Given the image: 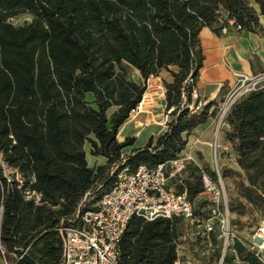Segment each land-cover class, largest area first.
Wrapping results in <instances>:
<instances>
[{"label": "trees", "instance_id": "1", "mask_svg": "<svg viewBox=\"0 0 264 264\" xmlns=\"http://www.w3.org/2000/svg\"><path fill=\"white\" fill-rule=\"evenodd\" d=\"M251 2L264 15V0H0V245L5 255L21 256L12 264H60L57 227L86 193L108 191L124 167H156L184 150L218 105L194 96L204 59L199 32L220 33L228 26L218 23L220 16L233 20L228 29L260 32ZM20 14L31 18L20 26L8 21ZM126 67L139 82L127 79ZM162 71L170 77L162 81L166 129L122 156L133 138L120 142L117 131L141 102L147 79ZM224 121L223 137L264 203L255 185L261 177L264 187V88L237 99ZM85 143L104 164L87 165ZM201 170L216 179L212 169L190 163L181 184L171 183L204 215ZM229 173L220 169L222 179ZM25 190L39 193V203L26 199ZM180 222L131 218L119 263L172 264ZM233 248L258 264L240 243ZM218 257L219 246L211 262Z\"/></svg>", "mask_w": 264, "mask_h": 264}, {"label": "built area", "instance_id": "2", "mask_svg": "<svg viewBox=\"0 0 264 264\" xmlns=\"http://www.w3.org/2000/svg\"><path fill=\"white\" fill-rule=\"evenodd\" d=\"M224 20L228 26L221 28L223 33L234 24L233 20H226L225 16L217 19L219 24ZM233 30H239V26ZM233 75V89L225 99L222 112L229 110L240 97L264 88V71L253 75L234 72ZM190 161H193L190 156L180 153L156 167L139 165L132 171L124 167L116 172L112 187L98 199L88 200L90 194L86 193L74 214L61 220L57 227L61 239L60 264H120L119 242L133 217L144 221L179 218L185 230L184 235L191 242H204L208 251L214 253L219 246L218 264L224 263V256L229 251L233 255L232 264H249L229 247L234 235L230 230L228 207L214 180L206 172L201 170L203 191L200 197L206 201L201 208L204 215L195 213L194 203L187 199L185 192L175 191L171 181L181 184ZM16 179L20 182L18 176ZM24 195L35 204L40 201L39 193L25 190ZM184 235L177 237L176 255L172 264L196 263L195 259L187 255V249L179 245V240ZM248 250L258 264H264V221L250 235ZM23 253L24 251L21 254ZM0 256L4 264H9L1 245ZM20 257L15 256V260Z\"/></svg>", "mask_w": 264, "mask_h": 264}, {"label": "rangeland", "instance_id": "3", "mask_svg": "<svg viewBox=\"0 0 264 264\" xmlns=\"http://www.w3.org/2000/svg\"><path fill=\"white\" fill-rule=\"evenodd\" d=\"M30 18L31 17L28 14H20L15 19H13L14 21H12L11 24H13L14 26H20L27 23ZM126 77L131 81H140L138 72L131 67H126ZM169 79V75L163 71L156 77H149L146 81V90L144 94L152 90L150 92L152 96L158 98V96L163 94L164 98L165 90L162 81ZM232 89L233 88H230L228 90L221 89L218 95H216L212 99H208L207 96H200L197 92L196 87V92L194 93V95H197L203 102L208 100H215L218 102V105L215 109L214 114L209 118L210 120L206 130L199 135H194L193 131V133L188 136L186 146L181 153L186 154L187 156H190L192 158L193 161H190V163L195 164L202 169L208 167L212 169L216 173V175L218 174L217 176H219V179L218 177H216L214 182L222 200L226 202L228 207L230 230L234 235L233 243H240L246 249V252H249V237L252 234L254 228L261 221H264V203H260L253 196L249 181L238 167L235 161L234 152L232 151L230 144L225 141L223 137L224 130L228 128L227 124L224 121L228 110L225 113H223L222 111L225 104V99L227 95L231 93ZM87 100H92L90 94L87 95ZM147 101H149V99ZM147 101H144V103H146ZM114 109L115 108H111L107 112V115L109 116ZM135 111H138L137 106L135 108ZM222 114H224V116L221 118ZM169 118L170 117L163 112L161 116L155 118V124H159L161 128L163 125L164 128H162V130L165 131L166 123ZM164 131H161L158 135H160ZM157 136H155L154 138H156ZM198 141H206L207 143H205L204 145H202L203 147H201ZM84 147L86 151H88V143H85ZM122 156L125 155L122 154ZM89 163L92 166H97L95 165V162H92L91 160ZM222 167L227 168L232 172L229 173L228 176L224 179L220 177V169ZM235 172L239 173L237 174ZM260 180L261 177H258L255 181V185L258 186L257 191L262 194V199H264V187L260 186ZM102 193L103 189L99 188L96 190V192L88 195L87 199L96 200L101 196ZM199 200L200 199H195L194 202L196 203ZM229 205H232L234 208L229 209ZM180 224H182V222H180ZM182 234H185L184 229H182ZM182 237L183 239L179 240V245L187 249V255L195 259V264H218L217 259L211 262V256L214 254V251H208V246L206 243L200 241L191 242L186 235ZM233 243H231L229 246L231 250H234ZM213 246H215V243H213ZM15 256H17L15 253H8L7 255H5L6 260L9 264H12ZM232 256L233 255L231 251L226 252L223 264H232ZM0 264H4L1 256Z\"/></svg>", "mask_w": 264, "mask_h": 264}, {"label": "crops", "instance_id": "4", "mask_svg": "<svg viewBox=\"0 0 264 264\" xmlns=\"http://www.w3.org/2000/svg\"><path fill=\"white\" fill-rule=\"evenodd\" d=\"M251 5L258 14V26L260 32L235 31L228 29L226 32L214 33L208 27H203L199 32V39L203 52V64L200 69L197 92L200 96L212 99L221 89H230L234 83L233 73L253 75L264 71V15L259 14L256 4ZM152 96V95H150ZM165 101L163 94L158 98L152 96L146 103L138 106V111H131L128 118L119 127L116 138L123 141L125 138H133L131 146L122 150L127 155L132 149L143 147L150 137L157 136L164 128L155 124V118L164 112ZM161 114V115H160ZM209 120L194 130V135H199L206 130ZM207 136V135H206ZM203 147L206 141H198ZM205 147V146H204ZM86 161L89 167L90 160L95 165H102L105 159L93 157L86 151Z\"/></svg>", "mask_w": 264, "mask_h": 264}, {"label": "bare ground", "instance_id": "5", "mask_svg": "<svg viewBox=\"0 0 264 264\" xmlns=\"http://www.w3.org/2000/svg\"><path fill=\"white\" fill-rule=\"evenodd\" d=\"M152 90H150V92H151ZM150 92H148V93H145L144 95H143V98L141 99V102L140 103H142V102H144V101H147L148 99L150 100L151 99V94H150ZM139 103V104H140ZM139 106V105H138ZM137 106V107H138ZM223 113H225V112H223ZM224 116V114H222L221 115V118Z\"/></svg>", "mask_w": 264, "mask_h": 264}]
</instances>
